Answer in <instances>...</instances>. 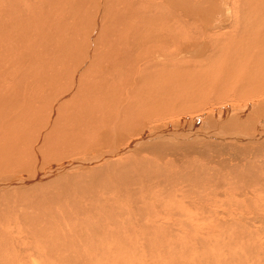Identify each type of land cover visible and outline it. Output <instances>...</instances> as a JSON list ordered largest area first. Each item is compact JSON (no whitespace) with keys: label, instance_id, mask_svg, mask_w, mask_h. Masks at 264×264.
<instances>
[{"label":"rangeland","instance_id":"rangeland-1","mask_svg":"<svg viewBox=\"0 0 264 264\" xmlns=\"http://www.w3.org/2000/svg\"><path fill=\"white\" fill-rule=\"evenodd\" d=\"M35 1L36 6L40 7L41 1ZM214 2H216V8L225 13L224 23H218L206 30L198 21L194 22L195 20L189 16V8L193 5L189 0L188 2L185 0L179 2L180 7L177 11L171 10L177 14V22L180 25L177 27L178 25L175 24L176 31L169 32L171 36L177 37V42L173 48H168L167 55L175 49H192L202 45L205 50L203 55L208 56L219 40L231 41L229 37H231L232 29H229V26L233 23L232 6H237V2L234 0H214ZM258 2V5H264V0ZM50 12L52 14L53 11H48V16ZM153 14L162 13L155 12ZM227 14L228 17H226ZM260 15L257 17L258 23L264 19ZM39 21L45 23V28L49 24L52 26L54 22L47 23L46 17ZM184 21L189 24L188 26L195 28L192 34L188 28H184L187 27L183 23ZM155 26L161 30V23H155ZM200 30L203 32L199 33ZM199 34H201L200 37ZM24 36L20 33V37ZM145 36H149L148 33ZM188 37H193V40L186 41ZM78 39H82L80 35ZM145 40L140 44H134L132 48L127 47V53H131L132 57H141V59L148 56L153 58L159 56V51L154 54L152 52L160 45L156 46L153 42L147 41V38ZM101 44L97 46L99 49ZM251 50L255 51L253 48ZM0 52H2L1 48ZM0 55L6 57L3 53ZM202 56L197 58L190 54L176 58L173 62L183 64L186 61L192 62L199 59V61H207L206 56ZM50 58L51 56H45L44 60L48 61ZM108 61L118 70H123H119V72L121 76H126V80L129 79L130 71L138 68L130 62L116 60L111 56ZM16 65L12 69L18 76L26 73V63ZM216 68L213 67L212 70L216 71ZM170 75L171 77L163 78L165 84L163 85V82L162 85L171 88L176 85V90L173 94L170 90L169 93H164L161 98L159 97L163 99V102L159 100L168 106L174 103L176 106L173 107V111L167 114L169 116L160 117L163 118L160 120L145 119L143 116L145 121L142 126H135L133 132L129 131L132 135L129 132L126 135L118 134L119 137L123 135L124 139L115 147L111 145L109 139L107 141L102 137H98L99 142L96 144L95 138L92 137L93 135L97 137L96 133H91L90 129L84 125L88 121L86 120L75 125L77 133L70 130L65 133L68 135L66 137L64 134H60L63 136L61 137L52 133L54 138L49 134L48 138V135L45 137L49 141L47 140L46 143H44L46 140L40 141V145L36 146L42 150L38 149L36 152L38 156L35 155L39 157L38 163L27 164L29 160L24 159V164L21 167L14 168L17 163L14 164L13 160L10 163L12 166L10 168L14 170L6 173L0 172L2 184H5L6 178L9 177V180H13L17 175L19 179H29L36 172H42L40 179L32 182L33 184L19 189L15 187L7 189L6 191L9 192H0V231L7 232L6 224L8 223L9 229L13 231V237L16 238L20 247H24L20 244V240L28 239V248L31 250L29 255H35L29 256L31 263L35 261L37 264L38 260L44 262V258H46V250L38 247L35 243L38 242V235H36L37 237L33 235L34 228L38 227L36 230H39L45 219L50 218L51 220L52 217H55L59 224L64 220L76 223L74 227L65 224L66 228L62 230L64 234L66 229L67 232L72 230L69 233L73 236V246L68 239L61 241L65 248V252H62L65 258L63 264H264V118L259 119L258 116L263 110L264 93L243 95L248 93L246 92L248 88L243 83L238 85L231 75L233 80L229 76L230 80L224 79L225 81H222L221 77H215L218 80L211 81L213 84H207V88L204 90L202 89L204 84L194 76ZM176 78L182 80L179 81ZM220 78L221 80H219ZM178 84L182 85L178 86ZM184 84L189 89L182 87ZM233 84L236 86L234 85V87ZM60 88L61 83L57 89ZM115 88L119 89V86L116 85ZM173 88L175 89V87ZM52 92H54V88L50 94ZM25 95L30 97L28 94ZM99 95H101V91ZM18 97L19 101L24 102L22 96L18 95ZM34 98L38 101L41 100V98ZM139 99H142L141 103H143V98ZM94 102L89 100L84 104H87L88 108H97L91 105ZM77 103L80 105L79 101ZM132 103L135 104L133 100ZM22 106L23 104H21ZM159 107L158 110H163V104ZM51 109L48 103L42 108L40 114L42 113L44 119L52 113ZM60 109L57 111L59 113L54 111V117L60 114L64 115L63 109ZM141 109V106L138 109L135 108L137 112L139 110L140 115L143 112ZM145 109L155 112L157 106ZM4 112L9 111L7 109L2 113ZM99 113L101 114L100 111ZM123 116H127V114L121 115V118L126 120L127 117ZM104 117V121L98 122L100 129H92L98 134L104 133L105 136L109 119L107 116ZM134 117L133 115L129 116L130 119L137 118ZM0 119L4 124L8 117ZM99 119L101 120V118ZM13 121L18 122L17 120ZM66 125L68 124L66 123ZM79 125H82V128ZM101 125L104 126L101 128ZM57 126L61 128L62 124ZM144 128H146L145 132ZM148 129H152L153 132ZM34 130L31 128L30 132ZM142 131L143 134H141ZM78 132L80 135L83 133L82 137H87L76 140L75 136ZM6 134H8V130L0 123V139ZM88 134L91 139L88 138ZM29 135L33 137L35 134H27V136ZM107 135L108 138L114 136L113 134ZM145 136L147 139L150 137L154 139L150 138L146 141ZM50 137L52 138L49 139ZM90 140H94L93 143ZM84 143H89V146L87 144L83 146ZM33 144L30 146L19 145L18 147L21 150L33 152V149L36 148ZM24 147L25 149H22ZM120 148L123 151L115 153L116 149L120 150ZM43 151L45 152L42 153ZM109 153L114 154L106 156L104 160L97 159L99 155ZM65 154V159L61 161L53 159ZM41 157L45 158L40 160ZM89 157L93 158V162L72 163L70 166H66L67 162L86 160ZM8 158L9 156H6L1 159L0 167H3L2 164L7 162ZM40 162L41 164H39ZM53 163L55 167H52ZM58 165L61 168L66 166L65 169H67L56 172L49 178L42 176L49 171L53 172ZM45 166L48 167L45 168ZM46 182H49V185ZM113 182L114 184H112ZM34 185L38 187L36 188ZM17 186L21 187V185ZM100 186L102 187L99 188ZM20 193H22L21 198L19 197ZM93 211L94 213H92ZM101 211L108 212V216L107 213L104 215ZM155 213H162L163 218L153 217ZM24 214L26 215L24 219L26 218L27 221H21V219L23 220L21 215ZM32 214L33 217H31ZM42 216L45 217L41 218ZM149 217L155 218L154 220L159 219L158 223L154 224L153 222L150 223L151 225L147 223L150 226L146 225V220H151ZM96 222L101 225H93ZM22 223L24 224L22 225ZM90 226L91 229L93 227L92 231L89 229ZM116 226H118V230ZM21 229L22 231L26 230L24 234L17 233ZM31 237H34L35 241H30ZM88 248H94L93 252L88 251ZM68 253L70 256L74 255V260L66 258ZM37 256L41 258H36Z\"/></svg>","mask_w":264,"mask_h":264},{"label":"bare ground","instance_id":"bare-ground-1","mask_svg":"<svg viewBox=\"0 0 264 264\" xmlns=\"http://www.w3.org/2000/svg\"><path fill=\"white\" fill-rule=\"evenodd\" d=\"M40 1V3L42 4L39 3L40 7H38L36 6L35 0H0V48L2 49V52H0V54L3 53L6 56L2 57L0 55V118L8 117V119L4 121V124L0 119L1 126L8 130V134L0 139V162L2 158L4 159L6 156H9L7 162H4L2 164L3 167H0V172L2 173L14 170L10 168L12 167L10 163L13 160L14 164L17 163V166H14V168L21 167L24 164V159L29 160V163L27 164L38 163L39 157H36L38 156L36 152L38 149L42 150V148H37L40 145V141L43 142L46 140L44 142L46 143L48 139H46L45 137L48 135V138L52 133H55L61 137L63 136L60 134H64V137L68 136L65 133H68V131L70 130H73V132L77 133V131L75 130V125H78L80 122L82 123L88 120L87 123H84V125H86L90 129L91 133H96L97 137H94V135L90 133V135H93L92 137L95 138L96 144L97 142H99L98 137H102L106 140L109 139L111 145L115 147L119 144L120 141H122V139H124L123 135H120L119 137L118 134L126 135L129 131L133 132V127L139 125L142 126V124L144 123L143 121H145L144 118H142L143 116L145 117V119H163L160 117H164L165 115L173 111V107L176 106L174 103H171L168 106L162 103L163 99H160L164 93H169L171 90L173 94L175 92L174 90H176V85H173L172 88L170 86H163L165 84L163 78L171 77L170 74H174L176 76H194L204 84V87H202L203 90L207 88V84H213L211 83V81H214L215 77H221L223 81L224 79L230 80L229 77L232 76L235 79L234 81H236L238 85H242L243 83V85L248 88V90L246 91L248 93H245L243 95H258L264 93V19H261L259 23L257 20V17H259L260 14V16H263L262 18H264V5H258V1L260 0H234L235 2H237V6H232L233 23H231V26H229V29H232L231 37H229V39L231 38V41L224 40V42L223 40H219L218 43H215L216 45L213 46V49L210 51V54L208 56L203 55L205 50L202 45L198 44V46H195L192 49H175L172 53H168L167 55L168 48H173L175 46V43L177 42V37L175 35L171 36L169 34V32L174 33L176 31L174 25H178L177 14L173 11H177L179 9V2L183 0ZM185 1L188 2V0ZM189 1L193 4L189 8V16L193 20H195L194 22L198 21V23L202 25L205 30L213 27L218 23H224L223 19L225 18V13L216 8V2H214V0ZM48 11L53 12L52 14L50 12V15L48 16ZM155 12H160L162 14L155 15L153 14ZM44 16L46 17L47 23L54 21L52 26L51 24H49V26L45 28V23L43 21H41L43 23L39 21L43 20L45 18ZM226 17H228V14ZM155 23H161V30L160 28H157L155 26ZM183 23L187 27H184L182 25L181 26L185 29L188 28L191 32L190 34H192L195 28L188 26L189 24H187L185 21ZM179 25L177 27H179ZM203 31L200 30L199 33ZM20 33H22V35H25L26 37H20ZM147 33L149 36L146 37L145 35ZM206 34L207 33L205 32V35ZM79 35L82 38L81 40L78 39ZM200 35L201 34H199V37ZM145 38H147V41L153 42L156 46L160 45V47L155 48V50H153L152 52L154 54L159 51L160 55L156 56L155 58L148 56L143 57L142 59L141 57L130 56L131 53H127V47L132 48L134 47V44H140L143 40H145ZM190 40H193V37L186 38V41ZM208 41L210 40L208 39ZM100 44L101 48L99 49L97 46ZM251 48L255 49V51L253 52L251 50V52ZM145 49L147 48L145 47ZM190 54L197 58H200L202 55V57L206 56L207 61L203 62V60L199 61V59L196 61H192L193 63L189 61H186V63L184 61L185 63L183 64L173 62L174 60H176V58L185 57ZM45 56H51V58L46 61L44 60ZM109 56L116 60H124L130 62L133 65L138 66V68H135V66H133L135 69H132L131 71L129 70V79L126 80V76H121L119 72L120 69L118 70L117 67H114V65L110 64V62L108 61ZM25 63L27 64V69L25 70L26 73H22V75L18 76V74L13 71L12 67H15L16 64V66H19ZM131 66L132 65H130V67ZM213 67H217L216 71L212 70ZM232 77L231 79L233 80ZM180 78L176 79H179V81H181L182 79ZM221 78L219 80H221ZM60 83L61 88L57 89ZM153 83H155V85H152ZM185 84L182 87L189 89L188 87H185ZM116 85L119 86V89L115 88ZM181 85L182 84H178V86ZM234 85L235 84H233V86ZM173 87H175V89ZM53 88L54 92L50 94V92L53 91ZM179 89L181 88L179 87ZM100 91L101 95H99ZM120 91L123 93H121ZM25 94L30 95V97L26 96ZM18 95L23 97L22 101L24 102L19 101ZM34 97H36L37 99L41 98V100L38 101ZM139 98H143V103H141L142 99L140 100ZM89 100L95 101L91 105H94L97 108H88V105L84 104L88 103ZM132 100L135 104H131ZM78 101L80 102V105L79 103H77ZM47 103L53 110L51 109L52 113L49 112L50 115L47 116L46 119H44L45 117L42 115V113L40 114V111L47 105ZM21 104H23L22 107ZM162 104L163 110H158V108L160 109L159 106H162ZM195 105L197 106V104ZM139 106H141L143 109H141V111H143L141 115L139 114V110L138 112L135 110V108L138 109ZM156 106L157 110H155V112L145 109L146 107H149L150 109L151 107L153 108ZM59 108L63 109L64 115L60 114L59 116H56V118L54 117V111L57 112ZM104 108H107L108 110ZM7 109L9 112L2 113ZM98 109L101 114L99 113V111H96ZM262 109L263 110L258 114L259 119L264 118V105ZM122 114H127V116H123L127 117L126 120L121 118ZM81 115L82 117H80ZM132 115L137 118L130 119L129 116L131 117ZM104 116H107L109 119L105 136L103 135L104 133L101 135L98 134L97 131H93V129H100L99 123L104 121ZM99 118H101V120ZM13 120H17L18 122H15ZM66 123L68 125H66ZM58 124H62V127L60 128V126H57ZM79 126H81L82 128V125ZM103 126L104 125H101V128ZM31 128H34L35 130L30 132ZM146 128L143 129L144 132ZM83 130L85 131L86 129ZM148 130L150 132H153L152 129ZM33 133L35 134L33 137H30V135L27 136V134ZM107 134H113L114 136L113 138H108ZM115 134L117 137L115 136ZM141 134H143V131L141 132ZM82 136H84L83 133L82 135H80V133L78 132L75 138L77 140L87 137ZM52 137H50L49 139H51ZM145 138L146 141H148L153 137L147 139V137L145 136ZM89 139H91V136ZM90 141L93 143L94 140ZM42 142L41 144H43ZM33 143L36 147L34 149L31 148L34 150L33 152H30L29 150H21L18 147L19 145L30 146V144ZM86 144L88 145L89 143H84L83 146ZM22 149H25V147ZM121 151H123L121 148L120 150L116 149L115 153L118 154ZM44 152L45 151H43L42 153ZM112 154L114 153H109L101 156L99 155V157L97 156L98 158H95H97L98 160H104L106 156H111ZM45 155L48 154L45 153ZM54 155L56 156V154ZM45 157H41L40 160ZM65 157L66 154L60 155V157L58 156V158L55 157L53 159H55L56 161H61L65 159ZM88 162H93V158L89 157L88 159L81 161L73 160L67 162V165H65L70 166L72 163L87 164ZM39 164H41V162ZM59 166L60 165H58L57 168H54L53 172L47 170L49 172L47 174H43L42 176H44L45 178H49V176H52L53 174L55 175L56 172L62 171L66 167L65 166L61 168ZM47 167L48 166H45V168ZM52 167H55L54 163ZM40 173L42 172H36L35 175L30 176L29 179H19L18 175H14L16 177L13 178V180H9L10 177L8 176L9 178H6L7 182L5 184L1 183L2 178H0V192H9L6 190L14 187L19 189L24 186H28L32 182L40 179ZM49 182L46 183L49 185ZM114 182L112 184H114ZM17 185H21V187ZM34 186L36 188L38 187L37 185ZM102 186H100L99 188H101ZM27 190L30 191V189ZM22 193H20V196L18 195L20 198L22 197ZM102 210L104 211L105 207ZM92 213H94V211ZM102 213H104V215L107 213L108 216V212ZM109 214L112 216L110 212ZM161 214L155 213L153 214V217L163 218ZM21 216L23 218V220L21 219V221H27L26 218L24 219V217L26 216L25 214ZM33 216L34 215L32 214L31 217ZM44 217L42 216L41 218ZM112 217L115 219L114 216ZM52 218L53 219L51 220L50 218L45 219V222L43 221V223L40 225L39 230H36V228H38L36 227L34 228V232L32 231L33 235H38V242H35L37 246L46 250V258H44L45 261L43 262L38 260L37 262L39 264H63L65 258L63 257L62 252L65 248L61 244V241L68 239L73 246V236L71 235V233H69L72 230L67 232L66 229L65 234L62 230L63 228H66L65 224H68L70 227H74L76 226V223L64 220L62 221L63 223L59 224L57 218ZM149 219L153 221L150 222L151 220H146V225H149L153 222L155 224L159 221V219L154 220L150 217ZM92 223L94 222L92 221ZM23 224L24 223H22V225ZM96 224L101 225V223L97 222L93 225ZM154 224L153 227H155ZM6 227L7 232L0 231V257H2L0 259V264H36L35 261L31 263V257H29L35 255H29V251L31 250L28 248V239L20 240V244L24 246L20 247V245L17 244L16 238L13 237V231L9 229L8 223L6 224ZM116 227L118 230V226ZM89 229H91V226ZM25 231H22L21 229L17 231V233L24 234ZM156 232L158 231L156 230ZM33 238L34 237H31L30 241H35V239ZM93 249L94 248H88V251L93 252ZM75 252L78 253V251ZM36 258L41 257L37 256ZM66 258L74 260V255L70 256L68 253Z\"/></svg>","mask_w":264,"mask_h":264}]
</instances>
